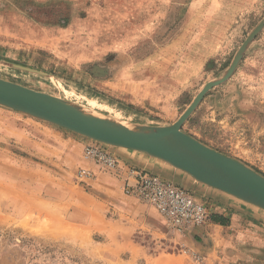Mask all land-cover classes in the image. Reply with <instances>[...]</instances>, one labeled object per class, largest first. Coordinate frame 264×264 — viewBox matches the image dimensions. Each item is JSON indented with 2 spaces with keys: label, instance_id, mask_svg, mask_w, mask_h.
Returning <instances> with one entry per match:
<instances>
[{
  "label": "rangeland",
  "instance_id": "obj_1",
  "mask_svg": "<svg viewBox=\"0 0 264 264\" xmlns=\"http://www.w3.org/2000/svg\"><path fill=\"white\" fill-rule=\"evenodd\" d=\"M231 65L180 130L264 177V0H0L1 80L123 121L177 124ZM36 123L61 129L0 106V264H264V218L231 227L188 190L209 235L179 236L98 178L88 139L61 129L84 141L64 147ZM79 169L95 178L79 183Z\"/></svg>",
  "mask_w": 264,
  "mask_h": 264
},
{
  "label": "water",
  "instance_id": "obj_2",
  "mask_svg": "<svg viewBox=\"0 0 264 264\" xmlns=\"http://www.w3.org/2000/svg\"><path fill=\"white\" fill-rule=\"evenodd\" d=\"M222 79L206 83L180 121L152 126L116 120L56 97L0 79V106L112 148L133 151L264 212V177L180 130L196 102Z\"/></svg>",
  "mask_w": 264,
  "mask_h": 264
},
{
  "label": "built area",
  "instance_id": "obj_3",
  "mask_svg": "<svg viewBox=\"0 0 264 264\" xmlns=\"http://www.w3.org/2000/svg\"><path fill=\"white\" fill-rule=\"evenodd\" d=\"M113 149L88 140L82 157L99 171L120 180L125 196L151 207L166 227L179 236L191 234L208 223L209 214L205 205L197 201L192 193L145 169L121 161ZM94 178L95 173L91 170L79 169L76 173V179L83 185H88ZM192 257L195 261L200 259L195 254Z\"/></svg>",
  "mask_w": 264,
  "mask_h": 264
},
{
  "label": "crops",
  "instance_id": "obj_4",
  "mask_svg": "<svg viewBox=\"0 0 264 264\" xmlns=\"http://www.w3.org/2000/svg\"><path fill=\"white\" fill-rule=\"evenodd\" d=\"M34 125H36L41 130L45 131L48 135L54 136L55 139H57L59 142H61V144L64 147H72V148L80 151L84 145L83 140L75 139V138L67 135L66 131H63L61 129H54V127H47L46 125H40L37 123ZM118 157L121 161H123L129 165H132L135 168L145 169V170L149 171L150 173L157 175V176H159L165 180H168L174 184L182 186V187L186 188L187 190H192L193 192H195L198 195L196 197L202 198L204 200V202L207 204L210 215H214V216L218 215L219 217H221V216L227 217L230 221L231 227L233 225V222H236V221L240 222L242 220V217H244L243 215H247L250 218H252V217H257V218L259 217L261 219L264 218V215H262L260 213L261 211L260 212L255 211L252 209V207H250L249 205H247L241 201H238L232 197H229V196H227V195H225L219 191L207 188L203 185H199V184L195 183L192 179H190L189 176H187L183 173L182 174L177 173L173 169L166 168L164 165H156L154 163H150L147 159H145V157L143 155H138L136 153H132L129 151H121L120 153H118ZM99 174H103V175H99L98 178H100L102 180H106L107 182H109L111 184H114V186L116 188H118L120 190V192L122 193L120 180L116 179L115 177H113L112 175H110L108 173H102V171ZM97 175H96V178H97ZM135 207L138 209H141L142 206L135 205ZM82 210H83L82 213H80L81 217H78V218H79V220L82 221V223L84 225L88 226L91 229L92 213L90 212V215L86 216L87 215L86 211H84V209H82ZM87 210L90 211L91 207L87 208ZM73 211H74V215L76 216L75 210H73ZM129 216L134 219L132 221H134L135 223L138 221V220H136L137 217H135L133 213H130ZM68 218L74 219L76 217H69V211H68ZM83 227H85V226H83ZM214 227H216V226H214ZM106 228H107L106 225H103V223L101 224L100 227H97L98 232L103 234L104 238H106V236H107ZM209 228H210V226H209ZM228 228H230V226ZM208 229L206 230V228L205 229L202 228V229L195 230L191 233V235L194 237H201V236L207 237L209 235ZM158 259L156 258V261H158ZM159 260L161 262L166 263V264L167 263H185L186 262L185 260L183 261V259H181V256H165V257L160 258Z\"/></svg>",
  "mask_w": 264,
  "mask_h": 264
},
{
  "label": "bare ground",
  "instance_id": "obj_5",
  "mask_svg": "<svg viewBox=\"0 0 264 264\" xmlns=\"http://www.w3.org/2000/svg\"><path fill=\"white\" fill-rule=\"evenodd\" d=\"M79 106V105H78ZM80 107H82V106H80ZM82 108H85V107H82ZM85 109H88V108H85ZM88 110H91V109H88ZM91 111H94V110H91ZM94 112H96V111H94ZM109 117H111V116H109ZM111 118H114V117H111ZM114 119H116V120H121V119H117V118H114ZM124 150V149H123ZM126 151H129V150H126ZM129 152H132V153H136V152H133V151H129ZM136 154H138V155H142V154H139V153H136ZM144 157H147V156H145V155H143ZM147 158H149V157H147ZM149 159H152V158H149ZM152 160H154V159H152ZM155 162H156V160H155ZM157 162H159V161H157ZM161 163V162H160ZM159 163V164H160ZM163 164V163H162ZM165 165V164H164ZM165 166H167V165H165ZM169 167V166H168ZM170 168V167H169ZM176 171V170H175ZM179 172V171H178Z\"/></svg>",
  "mask_w": 264,
  "mask_h": 264
}]
</instances>
